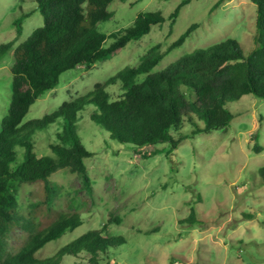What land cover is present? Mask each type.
<instances>
[{
  "label": "rangeland",
  "instance_id": "374dc122",
  "mask_svg": "<svg viewBox=\"0 0 264 264\" xmlns=\"http://www.w3.org/2000/svg\"><path fill=\"white\" fill-rule=\"evenodd\" d=\"M182 1H114L109 6L114 18L101 23L99 30L106 35L117 33L144 12H161L168 18ZM36 8L35 0H0V45L16 38L18 20L23 33L17 44L43 26V17ZM256 17L257 6L249 0H192L182 8L172 27L167 20L112 58L90 69L82 66L65 72L58 88L41 97L24 122L51 114L64 103L87 95L95 84L125 67L137 66L151 46L160 43L166 51L192 26L195 29L190 38L166 56L154 72L196 49L229 38L236 40L247 55L256 47ZM13 53L14 49L0 62V125L10 105ZM108 91L113 99L121 95L118 86ZM228 109L235 115L229 127L211 133L191 136L196 126L185 120L184 127L173 135L175 139L189 138L173 149L170 143L136 147L112 140L91 118L96 107L80 108L75 127L81 144L93 153L85 160L93 194L84 189L77 174L67 169L52 175L50 180L59 187L52 203L54 213L40 227L43 218H38L36 232L53 223L58 214L77 213L82 225L48 243L37 252V259L54 257L83 234L101 230L107 224L105 234L122 237L125 243L111 250L110 259L99 257L97 264H264V184L259 175L264 167V101L246 96L230 102ZM191 115L195 124L204 126L195 113ZM60 122L63 120L34 134L39 157L53 156L50 144L64 129ZM149 151L158 152L145 158ZM42 197L41 185L21 186L18 215L29 218L31 205ZM192 212L196 222L182 224ZM116 217L121 223L113 220ZM29 235L18 228L12 235L11 249L22 247ZM58 264L96 263L81 252L58 259Z\"/></svg>",
  "mask_w": 264,
  "mask_h": 264
},
{
  "label": "trees",
  "instance_id": "16d2710c",
  "mask_svg": "<svg viewBox=\"0 0 264 264\" xmlns=\"http://www.w3.org/2000/svg\"><path fill=\"white\" fill-rule=\"evenodd\" d=\"M35 1V11L42 15L43 26L17 44L23 33L18 20L16 38L0 45V62L14 49L10 105L0 125V264H58V259L81 252L89 254L97 264L99 257L110 259L111 250L125 243L122 237L105 234L107 224L101 230L83 234L54 257L44 261L36 257L48 243L82 225L77 213L58 214L53 223L36 232L38 218H43L40 227L54 213L52 203L59 187L50 180L52 175L67 169L77 174L84 189L93 194L85 164L93 153L81 144L75 127L80 108L94 105L96 111L91 114L92 120L108 132L112 140L136 147L170 143L176 149L189 138L175 139L173 135L184 127L185 120L196 126L191 136L228 128L235 118L228 109L230 102L246 96L264 101V0H249L257 6L256 47L249 54L245 55L240 44L229 38L211 47L196 49L154 72L166 56L190 38L195 29L192 26L166 51H162L160 43L151 46L137 66L125 67L106 81L95 84L87 95L64 103L51 114L24 122L32 106L58 88L65 72L82 66L90 69L112 58L167 20L172 27L182 8L192 0L182 1L168 18L161 12L141 13L131 26L110 35L100 31L99 25L114 18V12L109 9L114 1L125 3L127 0ZM108 40H111L109 44ZM111 86L121 90L116 99L108 91ZM191 113L204 123L203 127L195 124L197 121ZM61 120L64 129L56 134V142L50 144L53 156L39 157L35 152L34 134ZM157 152L149 151L144 157ZM259 175L264 184V167L259 169ZM34 184L41 185L43 197L31 205L29 218L25 219L18 215L19 189ZM113 220L121 223L119 217ZM195 222L192 212L182 224ZM18 228L27 230L30 235L22 247L12 250L10 241Z\"/></svg>",
  "mask_w": 264,
  "mask_h": 264
}]
</instances>
